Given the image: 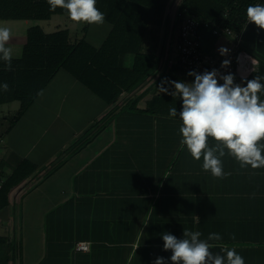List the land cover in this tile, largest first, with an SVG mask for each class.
<instances>
[{
    "label": "crops",
    "instance_id": "obj_1",
    "mask_svg": "<svg viewBox=\"0 0 264 264\" xmlns=\"http://www.w3.org/2000/svg\"><path fill=\"white\" fill-rule=\"evenodd\" d=\"M170 2L145 28L139 48L156 58V70L133 90L108 103L60 69L18 117L20 101L0 103V181L22 162L34 167L0 207V264H154L157 257L172 264L162 233L183 238L185 228L201 239L220 233L221 241H210L214 254L234 248L245 264H264V168H241L226 150L230 175L204 171L203 158L194 160L180 144L182 100L159 90L165 81H194L173 49ZM227 16L225 9L220 21ZM36 25L45 33L67 29L70 42L85 38L96 49L112 28L106 19L77 24L68 13L0 19L11 29L13 58ZM236 32L241 47L264 63V29L245 17ZM202 34L206 52L232 46L231 37L205 28ZM133 60L132 52L122 55L125 67ZM168 82L163 86L174 92ZM79 241L88 243L86 251L76 249Z\"/></svg>",
    "mask_w": 264,
    "mask_h": 264
},
{
    "label": "trees",
    "instance_id": "obj_2",
    "mask_svg": "<svg viewBox=\"0 0 264 264\" xmlns=\"http://www.w3.org/2000/svg\"><path fill=\"white\" fill-rule=\"evenodd\" d=\"M166 1L96 0V7L112 25L108 37L98 49L92 47L85 38L70 42L67 29L45 33L37 25L30 27L20 57L12 58V70L5 71L4 61L0 60V103L4 100L20 101L18 117L60 69L69 72L108 103L121 90H133L156 70V58L142 53L139 48L147 23L154 24L158 21ZM254 2L255 0H183L181 7L187 8L201 20L217 26H227L236 32L242 27L247 7ZM49 9L47 0H0V19H46L54 13H67L59 7L54 12ZM225 9L228 16L222 22L220 15ZM126 52L134 54L130 67H125L122 63V55ZM257 75L264 77V63L260 61L257 70L243 80V86L247 80ZM4 83L8 84V91L3 90ZM259 95L264 100V93ZM212 141L210 138L209 142ZM33 168L27 162H22L3 181L0 207L6 204L8 192Z\"/></svg>",
    "mask_w": 264,
    "mask_h": 264
},
{
    "label": "clouds",
    "instance_id": "obj_3",
    "mask_svg": "<svg viewBox=\"0 0 264 264\" xmlns=\"http://www.w3.org/2000/svg\"><path fill=\"white\" fill-rule=\"evenodd\" d=\"M50 11L57 7L65 10L69 18L77 23L103 24L105 15L96 7V0H47ZM248 23L264 29V4L249 5L246 9ZM11 29L0 26V60L4 61L5 71L12 70ZM227 55L228 49H219ZM230 61H222L221 67H228ZM191 83L184 81H165L172 85L174 92L164 87L160 92L178 96L182 100L179 112L181 126L180 144L187 148L191 157L200 161L202 169L215 178H226L230 173L223 169L222 158L233 157L241 168H264V77L255 76L247 80L245 86L234 83V75L220 74L217 69L205 70L202 74L195 71ZM223 80L221 84L219 81ZM8 91V84L2 85ZM172 117L177 116L176 107L169 109ZM215 141L209 145V139ZM200 231L183 230V238L162 233L163 249L171 251L172 264H245L244 258L234 248H221V253H213L210 241H221L220 233H209L201 239ZM234 238V236H233ZM154 264H167L164 257H157Z\"/></svg>",
    "mask_w": 264,
    "mask_h": 264
},
{
    "label": "built area",
    "instance_id": "obj_4",
    "mask_svg": "<svg viewBox=\"0 0 264 264\" xmlns=\"http://www.w3.org/2000/svg\"><path fill=\"white\" fill-rule=\"evenodd\" d=\"M183 0H171L165 15L172 14L173 24V49L178 53V60L186 71L203 73L205 70L217 69L220 74H233L235 79L244 80L258 68L257 59L240 47L239 33L227 26H217L208 21L199 19L187 8H182ZM210 29L217 36L232 38V46L227 55L206 52L203 48L202 29ZM229 60L228 67H221L223 60ZM220 82V81H219ZM2 182L0 181V188ZM86 241L76 243V249L86 251Z\"/></svg>",
    "mask_w": 264,
    "mask_h": 264
},
{
    "label": "rangeland",
    "instance_id": "obj_5",
    "mask_svg": "<svg viewBox=\"0 0 264 264\" xmlns=\"http://www.w3.org/2000/svg\"><path fill=\"white\" fill-rule=\"evenodd\" d=\"M151 24L150 23H147L146 27H149ZM13 105H15V107L18 105V103H13ZM12 107V106H11ZM14 114V110L11 111V115ZM12 116L8 117L9 119H11Z\"/></svg>",
    "mask_w": 264,
    "mask_h": 264
}]
</instances>
